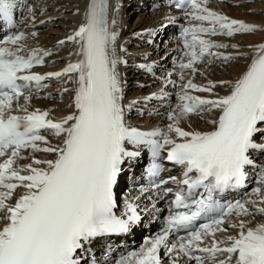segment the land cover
<instances>
[{
    "label": "snow or ice",
    "instance_id": "1",
    "mask_svg": "<svg viewBox=\"0 0 264 264\" xmlns=\"http://www.w3.org/2000/svg\"><path fill=\"white\" fill-rule=\"evenodd\" d=\"M171 6L182 9L189 21L180 33L188 60L179 66L193 73L200 71L198 62L234 58L213 51L228 45L211 37L251 33L259 27L214 10L209 0H171ZM17 7V0H0V21L15 28ZM109 9V0H90L86 22L66 37L79 44L80 58L60 71H33L52 51L29 49L27 33L0 39V264H82L85 245L94 238L130 232L141 220L137 206L129 203L124 215L114 211L123 166L141 155L129 145L147 147L154 158L166 151V159L185 170L181 179L168 178L177 184L175 192L163 189L164 195H174L165 225L117 264H165L162 250L170 264H264V223L253 228L240 219L225 227L233 215L264 214V166H259V186L253 189L256 199L222 203L219 198L245 185L246 169L256 166L251 153L264 151V43L255 46L257 55L234 82L201 86L189 79L179 94V113H169L173 123L167 131H144L128 121L138 101L123 103L125 81L118 66L127 60L117 53L118 21L109 19ZM27 11L34 21V9L27 6ZM139 67L152 71L151 65ZM180 75L183 79L184 72ZM64 77L75 84L67 115L52 118L49 110H29L34 93L48 87L46 81ZM217 84L230 85V91L216 95ZM188 89L212 95H191ZM212 111L219 115L211 121V130L179 126L182 116ZM173 132L179 140L170 135ZM43 133L60 140L54 144ZM29 150L32 155L26 157ZM38 152L52 158L36 157ZM29 158L31 162L20 163ZM162 170L154 163L148 175L158 177ZM168 180L160 179L155 187ZM229 228L237 234L217 238Z\"/></svg>",
    "mask_w": 264,
    "mask_h": 264
},
{
    "label": "bare ground",
    "instance_id": "2",
    "mask_svg": "<svg viewBox=\"0 0 264 264\" xmlns=\"http://www.w3.org/2000/svg\"><path fill=\"white\" fill-rule=\"evenodd\" d=\"M75 1V0H74ZM115 2H116V4L118 3L119 4V1L120 0H114ZM214 0H209V3H212ZM81 4H82V0H79L78 1V3L77 4H74L75 5V7H76V10H74V12L75 13H70L69 15V17H72V21H70L69 23H70V25H68V26H71V27H74V29L76 28V26L79 24V23H81V22H83V21H85V19H86V15H84L82 18H81ZM46 6V5H45ZM147 6H149V4L147 5ZM36 7V6H35ZM43 7V6H42ZM219 8H221V9H223L224 11H228L229 13H231L232 14V17L234 18V19H242V18H244L243 20L244 21H247L248 19V17L247 16H245L242 12H243V9H240L239 10V8H233V7H230V6H228L227 5V3L224 5V4H222V5H219ZM42 9V8H41ZM34 12H35V15H36V10H35V8H34ZM40 12V11H39ZM233 12H238V15H235V14H233ZM146 13H149V10L146 12ZM27 14V12L25 11L24 13H23V15H26ZM164 16V15H163ZM38 17V18H37ZM246 17V18H245ZM40 16L38 15V16H36L35 17V20L36 21H33L32 20V18H31V21H26L27 22V24L25 25V27L28 25V24H30L31 26H34V23L36 22L37 23V21H39L40 19ZM146 18H147V16H146ZM42 19H44L43 17H42ZM41 19V20H42ZM160 20H162V22H160V23H158V25L159 24H163V22H164V20H163V18L161 19L160 18ZM249 20H251V19H249ZM151 22V17L150 18H147L146 19V24H148V23H150ZM157 22V21H156ZM263 22H264V20H263ZM119 24H121V21L119 22ZM71 27H69V29L67 30V32H69V34L71 33ZM166 29H168L169 28V26H166L165 27ZM129 30V29H128ZM145 30V27H141V28H139L138 29V31H144ZM123 31H124V29H123ZM158 31H159V29H158ZM125 32V31H124ZM26 33H27V30H26ZM118 33H119V36L120 37H123L125 34H123V35H121V33H123L122 31H121V26L120 25H118ZM46 34V33H45ZM68 34V35H69ZM144 34H147V33H144ZM257 34V36L259 35V34H263V33H256ZM71 35V34H70ZM127 35H130V34H128L127 33ZM250 37H253L252 35L251 36H249V38ZM35 38H36V36H35ZM49 37H47V36H45V35H42V36H40V37H38V41L40 40V41H42L43 42V46L42 47H40L41 49H49V50H51V51H53L55 48H57V47H60L61 45H55L54 46V43H52V42H49V40L50 39H48ZM54 39H56V37L54 38ZM127 40H129V39H127ZM127 40H125V42L127 41ZM53 41V40H52ZM248 41H249V39H248ZM39 44L40 43H38V42H31V43H28V45L29 46H31V47H37V46H39ZM78 43H74V42H69V44L68 45H66L67 46V52H66V54L67 53H70V52H72L73 53V51H74V48L76 47V45H77ZM57 46V47H56ZM164 46V45H163ZM121 47H122V50L120 49V56H122V58L124 59V60H126L127 59V56H125V55H121V54H125V53H128L130 50L128 49V48H126V46L124 45V44H122L121 45ZM252 47V46H251ZM160 49V48H159ZM252 49V51L251 52H253L250 56H248V58H245V62H243L242 64H240V65H238L234 70H233V72H236V73H233L234 75H232L233 77H231V79H229V81H235L238 77H239V75H241L244 71H245V66L247 65V63L249 62L250 63V61L252 60V57H253V54L254 53H256V51H257V49H256V47L255 46H253V48H251ZM123 50H126V51H123ZM232 50H234V48H232V49H230L229 51H232ZM132 52L133 53H131V54H134V52H135V49H133L132 50ZM167 52H168V54H167ZM176 53V50H175V47L173 46L172 48H171V51H170V54H169V49H167L166 51H165V54H167L165 57H164V59H162L161 61H159L160 63V67H158V71L159 72H161V71H165V70H169L170 69V64H171V62H172V54H175ZM224 53V52H223ZM61 53H59V54H56V55H54V56H52L51 58H49V60L50 59H53L52 61H50L49 62V68L50 67H58V66H61V65H63L65 62H66V60H64V62H62L61 60H59L60 59V56H62V55H65L64 53L63 54H61ZM224 54H226V53H224ZM57 56V57H56ZM74 56H76V57H78V55H72L71 57H74ZM156 57V56H155ZM155 57H150V58H148V59H144V60H149V61H152V60H154V58ZM162 58H163V56H162ZM139 61H141L142 59H138ZM216 60H220V59H216ZM222 61V60H221ZM247 62V63H246ZM164 66V67H163ZM120 67H122V68H124V64L122 63V64H120ZM198 68L200 69V71H199V77L201 78V76H206V75H208V76H210L211 78H215V76H214V73H216L217 72V69L216 68H214V67H212L211 69L210 68H208V67H199L198 66ZM216 70V71H215ZM220 70V69H219ZM221 71V70H220ZM191 73H192V71H190ZM218 73V72H217ZM229 74H230V71L228 72ZM220 74V75H219ZM226 75H227V73L225 72V71H221V72H219L218 73V76H219V78L217 79V76H216V80H221V79H226V78H228V77H226ZM231 75V74H230ZM221 76V77H220ZM180 79H181V77H180ZM180 79H179V82H180ZM200 79L198 78L197 80H196V82H199V83H201L203 86H205L207 83H208V80L207 81H199ZM194 82V81H193ZM73 85L75 86V84L73 83ZM183 85V84H182ZM230 86V85H229ZM182 87V86H181ZM64 89V87H62V88H60L59 89V91L58 92H56L57 93V95H60L61 94V92H62V90ZM124 90H125V87H124ZM178 91H181V88H178L177 89ZM171 91L172 92H174V90L173 89H171V87L170 86H168L167 87V92H168V94H170L171 93ZM229 91H230V87H229ZM54 93V91L52 90V89H47V90H45L44 92H43V94H53ZM150 93V92H149ZM74 94V93H73ZM154 94H156V95H161V92H155ZM140 95H142V97L144 98V100H143V103H145V98L147 97L145 94H140ZM38 95H33V98H32V100H31V103H30V105L28 106L29 107V110H34V109H41V110H49V112H50V115H51V117L52 118H61V117H63V116H65V115H67L72 109L70 108V107H66L65 106V104L64 103H62V104H58L57 103V101H55V102H49V101H47V100H44L43 98L42 99H39L38 97H37ZM50 96V95H49ZM139 96V95H138ZM171 99L174 101V96H173V94H171ZM128 101V99L126 100V102ZM156 101V99H154L152 102L154 103ZM66 102V101H65ZM20 103L21 104H23L24 103V100H23V98H21V100H20ZM67 104V103H66ZM126 105H127V103H126ZM176 111H179V110H176ZM217 112L215 111V112H213L211 115V117H210V119H208V120H203V119H199V118H196L194 115H189V116H182L181 118H180V123H179V126L180 127H183L185 130H198V128L200 129V131H208V130H211L213 127H212V125H211V122H210V120L211 119H213L214 118V115L216 114ZM129 120H132V118L130 117V118H128ZM172 121V123H173V120H168V123H170ZM146 124V122H142V124ZM144 124V125H145ZM156 129H160L159 127L158 128H156ZM170 135H172L173 136V138H176V139H179L178 137H176V134L175 133H170ZM58 141L59 140H55V139H52L51 140V142L52 143H58ZM30 155H32L31 153H30V150H29V152H28ZM36 157H39V158H44V157H47V158H52L51 157V154H45V153H35L34 154ZM24 162L25 163H29V162H31V160L30 159H28V160H24ZM24 164V163H23ZM252 217H248V218H246V220H250ZM258 221L260 222V223H264V215L262 214V215H260V219H258ZM259 222H253L251 225H249V226H251V227H256L258 224H259Z\"/></svg>",
    "mask_w": 264,
    "mask_h": 264
},
{
    "label": "rangeland",
    "instance_id": "3",
    "mask_svg": "<svg viewBox=\"0 0 264 264\" xmlns=\"http://www.w3.org/2000/svg\"><path fill=\"white\" fill-rule=\"evenodd\" d=\"M37 1L40 2L41 4H44V5H39L40 6V8H38L39 10L37 9V6L35 7V10L37 9L35 17L40 15L41 11L44 9V12L41 13L39 19L41 20L42 17L46 18V19H44V20L42 19L41 21H44L45 23L42 25H38L36 30H32L30 33L35 32V33H38L37 35H39L41 33L38 37H40L42 35L49 37L48 38V39H50L49 42L54 43V46H55L58 43L57 40H61L62 36L67 34L66 33L67 30L69 29V27H71V26H68V25H70L69 22L72 21V17L70 19L69 14L75 13L74 10H76V7L74 4H77L79 0H75V1L74 0H34L33 2H31V7H32V5H36ZM227 5L230 6L229 4H227ZM239 5H241V6H239ZM230 7H233L236 9L239 8V10L243 9L242 13L251 19V20H249V18H247L248 21H245V22L254 23V24L258 25L259 27L254 32H251V33H240L239 35H237V37L234 40H231V42H230L231 46L234 45L236 48H240V50L235 51V52L236 53H243V55L234 56V58L232 60H229L228 62L225 63V65H223L222 67H220L218 69H217V67H214L217 69L218 73L221 72L222 70L225 71L226 73H228L230 71V74L235 73V72H233V70L238 65H240L242 62H244V57L251 52L250 49L252 48L251 47L253 45L252 43H256V44L258 43L259 44L261 42V39L263 40V38H264V22H263V20H264V0H237L236 2H232V5ZM147 11H148V9L146 10V12ZM140 14L142 15V12H139V10L137 12V11H134L133 9H129L128 14L127 15L125 14L123 27H125V29H126L127 27L132 25V28L129 27L131 29L129 30L130 32L128 34L133 33V32L136 33L139 28L143 27V23H140V22H138L136 27H135V24L138 21ZM233 14L238 15V12H233ZM149 17H151V16H149ZM161 18H164V16H162ZM34 21H36V20H34ZM37 22H39V21H37ZM35 24H36V22L34 23V25ZM121 31L125 34L122 26H121ZM255 33H263V34H259L257 36V34H255ZM251 35L253 37L249 38V36H251ZM125 36H127V35H125ZM55 37H56V39H54ZM248 39H249V41H248ZM232 41H235V42H232ZM126 42H128V40ZM126 42H124V43H126ZM39 43H41V42L39 41ZM130 47L132 48L133 44H131ZM64 49H66L65 53H64V54H66L67 48H59V49L55 50L54 52H59V51H62ZM61 54H63V53H61ZM144 59H148V58H144ZM217 72L214 73V76H215L214 79L215 80H216V76H217V79L219 78ZM131 79H133V77H131ZM131 86H133V85L131 84L129 87L130 93H133L135 90L139 89V87H137V86L136 87L135 86L131 87ZM220 87L223 88V87H225V85L224 86L222 85ZM146 88L147 87H144L143 89H146ZM66 97H68V99H66ZM69 99H70V91L67 93H64L61 98L57 99L59 102L58 104L65 102V101H66L65 102V104H66ZM55 100H56L55 95L53 97H50L51 102H53ZM69 104L70 103H67L66 105H69ZM145 125L150 126L149 124H147V122ZM198 130L200 131L199 128H198Z\"/></svg>",
    "mask_w": 264,
    "mask_h": 264
}]
</instances>
